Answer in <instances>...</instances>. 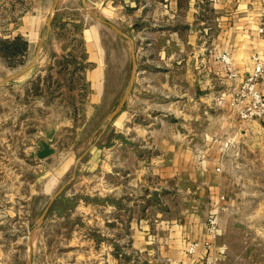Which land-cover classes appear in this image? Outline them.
Returning <instances> with one entry per match:
<instances>
[{
  "label": "rangeland",
  "instance_id": "374dc122",
  "mask_svg": "<svg viewBox=\"0 0 264 264\" xmlns=\"http://www.w3.org/2000/svg\"><path fill=\"white\" fill-rule=\"evenodd\" d=\"M113 6L108 0L102 5L99 0H0V38L20 34L24 18L38 11L36 38L24 63L10 67L0 57V264L160 263L156 246L142 252L135 247L130 224L145 218L156 227L159 196L170 206L164 216L189 213L196 193L186 177H161L152 160L163 151L170 158L168 144L202 145L208 137L215 143L208 156L218 165L202 175L197 214L208 223L216 218L218 231L209 235L206 256L195 264H264V121H242L229 103L215 107L218 114L234 113L229 119L168 115L158 124L144 112L148 106L156 112V98L148 104L141 94L130 102L129 94L108 120L131 77L128 43L94 16L129 29L122 20L126 7ZM97 34L107 76L100 101L93 103L89 72L96 64L89 39L93 44ZM213 47L206 48L209 57ZM36 55L39 71L28 78ZM261 86L264 76L257 81L263 93ZM42 138L55 153L39 159L31 153L41 149ZM210 185L221 195L214 213ZM164 190L168 194L162 195ZM143 205L146 213L139 209Z\"/></svg>",
  "mask_w": 264,
  "mask_h": 264
},
{
  "label": "crops",
  "instance_id": "0c3cea01",
  "mask_svg": "<svg viewBox=\"0 0 264 264\" xmlns=\"http://www.w3.org/2000/svg\"><path fill=\"white\" fill-rule=\"evenodd\" d=\"M32 1L36 2L29 0V3L32 4ZM99 1L102 5L105 0ZM108 1L112 7H126L122 20H125L129 29H123L100 17L99 19L116 26L121 33L113 29L115 34L129 45L131 76L135 67L129 102L137 100L140 94L148 104L153 103L156 98V112L150 109L151 106L143 110L149 119H157L158 124L165 122L168 115L181 119H212L216 117L215 114L222 119L232 117L234 113L218 114L215 107H227L231 104L240 82L253 71V55L256 54L264 62V30L259 32L261 27L264 29V3L261 0ZM37 14V8H34L33 15L24 18L27 24L19 28L20 34L29 44L36 38ZM93 44L89 39V45L92 46L91 60L96 64L89 72L90 99L96 103L100 101L105 86L107 67L101 36L93 37ZM209 46L230 52L232 68L237 77H229L222 66L206 54ZM37 71L39 68L34 67L27 75L28 78ZM261 87L264 93V86ZM167 103L170 104L168 112ZM149 119L147 124L150 123ZM209 130L205 126L206 135L211 133ZM214 145L212 137H208L207 142L202 145L186 141L168 144L165 150L170 153L172 151L170 158L163 151L152 160L161 177L172 176L176 181L182 176L186 177L190 183H194L193 192L196 193L189 213L185 209L178 218L177 215L164 216L170 206L160 201V198L165 197L159 196L157 205L162 207L157 212L156 227L147 223L145 218L130 224L136 248L142 252L148 247L151 250L154 246L157 247L160 257V263L157 264H195L206 256L204 254L208 248L204 243L208 242L212 232L209 230L208 220L200 219L197 214L200 205L198 199L201 198L199 193L205 183L202 175L218 165L213 157L208 156V150H213ZM132 148L126 147L127 152ZM114 172L119 176L121 170L116 168ZM207 190L212 208L210 212L214 213L221 195L215 186L210 185ZM163 193L162 195L168 194V191L164 190ZM139 209L146 213L148 205L140 206ZM132 210L134 211L133 208ZM154 230L161 231V236L159 232L154 234ZM194 240H198L200 246L194 255H190L187 247Z\"/></svg>",
  "mask_w": 264,
  "mask_h": 264
},
{
  "label": "built area",
  "instance_id": "2783aa9c",
  "mask_svg": "<svg viewBox=\"0 0 264 264\" xmlns=\"http://www.w3.org/2000/svg\"><path fill=\"white\" fill-rule=\"evenodd\" d=\"M262 2L264 3V0ZM263 30L261 27L259 32ZM208 52L210 57L219 62L229 77H237L236 71L232 68L231 54L228 50H217L213 47ZM253 59L255 60L253 71L242 79L231 100V105L236 107L237 114L242 121H264V94L257 88L258 78L264 76V62L256 54L253 55ZM209 230L212 233L218 231L214 217L209 219ZM204 245L209 248L211 244L205 242ZM199 246L198 240L192 241L187 247V253L194 255Z\"/></svg>",
  "mask_w": 264,
  "mask_h": 264
},
{
  "label": "trees",
  "instance_id": "16d2710c",
  "mask_svg": "<svg viewBox=\"0 0 264 264\" xmlns=\"http://www.w3.org/2000/svg\"><path fill=\"white\" fill-rule=\"evenodd\" d=\"M29 51V42L21 34L13 37L0 38V57L10 67L24 63V56Z\"/></svg>",
  "mask_w": 264,
  "mask_h": 264
},
{
  "label": "water",
  "instance_id": "95a60500",
  "mask_svg": "<svg viewBox=\"0 0 264 264\" xmlns=\"http://www.w3.org/2000/svg\"><path fill=\"white\" fill-rule=\"evenodd\" d=\"M95 16V15H94ZM97 17V16H95ZM97 19H99V17H97ZM107 23L109 26H111L115 31H117L118 33H121L116 26H114L113 24L109 23V22H105ZM47 26L49 28V22L47 23ZM43 39L40 40V43L42 42ZM40 47V45H39ZM36 62H37V55L35 58V62L32 65V67L36 66ZM27 68H24L16 73H14L13 75H11V77H8L7 79H5L4 81H2V83H8L10 82V80L12 79V77L18 76L20 75L23 71H25ZM133 73L130 79V83L129 86L126 90V92L124 93V95L121 97V99L119 100V102L117 103V105L115 106V108L110 112V114L108 115V120H111L113 117H115V115L121 110L122 106L124 105L125 101L127 100L129 94L131 93L132 90V85H133V79H134V75H135V67L133 68ZM40 144H41V149H38L36 152L31 153L32 156H36L39 159H44L52 154L55 153V148L52 147L44 138H42L40 140ZM57 194V193H56ZM51 202V200H50ZM48 208V207H47ZM47 208L45 209V211H47ZM45 211L43 213V215L45 214ZM42 215V217H43ZM41 217V218H42Z\"/></svg>",
  "mask_w": 264,
  "mask_h": 264
}]
</instances>
